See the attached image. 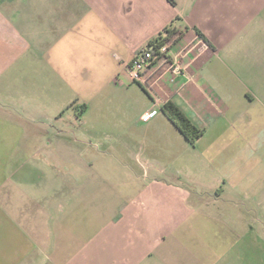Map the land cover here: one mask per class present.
Here are the masks:
<instances>
[{"label": "crops", "instance_id": "crops-1", "mask_svg": "<svg viewBox=\"0 0 264 264\" xmlns=\"http://www.w3.org/2000/svg\"><path fill=\"white\" fill-rule=\"evenodd\" d=\"M0 264H264V0H0Z\"/></svg>", "mask_w": 264, "mask_h": 264}, {"label": "built area", "instance_id": "built-area-1", "mask_svg": "<svg viewBox=\"0 0 264 264\" xmlns=\"http://www.w3.org/2000/svg\"><path fill=\"white\" fill-rule=\"evenodd\" d=\"M171 45L172 41L165 40L162 44L155 43L137 50L127 67L132 80L150 90L155 81L152 77L158 73L181 75L184 70L182 57L185 52L180 50L172 54Z\"/></svg>", "mask_w": 264, "mask_h": 264}, {"label": "trees", "instance_id": "trees-1", "mask_svg": "<svg viewBox=\"0 0 264 264\" xmlns=\"http://www.w3.org/2000/svg\"><path fill=\"white\" fill-rule=\"evenodd\" d=\"M175 29H168L164 31V36L157 37L150 41L147 46H152L155 43L162 44L165 40L169 39L175 33ZM200 37V36H199ZM164 111L167 114L171 122H173L180 130L183 137L193 146L194 143L202 136L203 131L195 127L191 121L177 108L172 105L164 107Z\"/></svg>", "mask_w": 264, "mask_h": 264}]
</instances>
